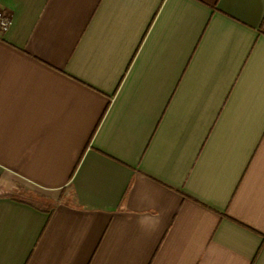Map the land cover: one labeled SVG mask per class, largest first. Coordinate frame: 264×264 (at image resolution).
Listing matches in <instances>:
<instances>
[{
  "label": "crops",
  "instance_id": "0c3cea01",
  "mask_svg": "<svg viewBox=\"0 0 264 264\" xmlns=\"http://www.w3.org/2000/svg\"><path fill=\"white\" fill-rule=\"evenodd\" d=\"M0 10V264H264V0Z\"/></svg>",
  "mask_w": 264,
  "mask_h": 264
},
{
  "label": "built area",
  "instance_id": "2783aa9c",
  "mask_svg": "<svg viewBox=\"0 0 264 264\" xmlns=\"http://www.w3.org/2000/svg\"><path fill=\"white\" fill-rule=\"evenodd\" d=\"M10 19L0 10V36L4 35L10 28Z\"/></svg>",
  "mask_w": 264,
  "mask_h": 264
},
{
  "label": "rangeland",
  "instance_id": "374dc122",
  "mask_svg": "<svg viewBox=\"0 0 264 264\" xmlns=\"http://www.w3.org/2000/svg\"><path fill=\"white\" fill-rule=\"evenodd\" d=\"M32 202H36V201L33 199Z\"/></svg>",
  "mask_w": 264,
  "mask_h": 264
}]
</instances>
